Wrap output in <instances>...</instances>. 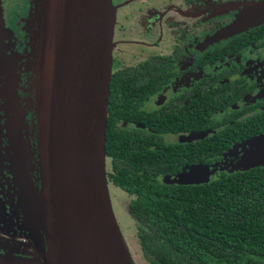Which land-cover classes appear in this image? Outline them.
<instances>
[{
    "label": "flooded vegetation",
    "instance_id": "flooded-vegetation-1",
    "mask_svg": "<svg viewBox=\"0 0 264 264\" xmlns=\"http://www.w3.org/2000/svg\"><path fill=\"white\" fill-rule=\"evenodd\" d=\"M24 1L22 15L4 17L14 32L6 50L16 79L10 84L0 76V256L40 264L39 243L25 226L17 172L19 160L24 180L39 186L32 41L24 32V18L36 7ZM250 1L262 0H112L108 186L114 173L110 151L121 160L130 157L135 173L164 185L197 186L264 172L234 170L241 159L236 149L264 134V23L215 39L236 20L239 4ZM65 14L66 0H50L57 36ZM196 167L205 170L189 175ZM187 175L185 181L194 184H172Z\"/></svg>",
    "mask_w": 264,
    "mask_h": 264
},
{
    "label": "water",
    "instance_id": "water-1",
    "mask_svg": "<svg viewBox=\"0 0 264 264\" xmlns=\"http://www.w3.org/2000/svg\"><path fill=\"white\" fill-rule=\"evenodd\" d=\"M31 69L35 75L39 186L17 161L25 226L39 243L41 264H135L115 221L106 177L105 133L112 76V0H73L69 52L59 69L60 35L51 40L50 0H32ZM236 20L216 40L264 23V0L239 4ZM0 0V73L16 79ZM39 39V41H38ZM7 97L12 99L7 84ZM241 150V151H240ZM234 170L264 167V134L241 144ZM205 169L196 167L189 175ZM172 184H194L188 176ZM199 184V183H195ZM0 264H28L0 256Z\"/></svg>",
    "mask_w": 264,
    "mask_h": 264
},
{
    "label": "trees",
    "instance_id": "trees-1",
    "mask_svg": "<svg viewBox=\"0 0 264 264\" xmlns=\"http://www.w3.org/2000/svg\"><path fill=\"white\" fill-rule=\"evenodd\" d=\"M105 139L108 153L107 124ZM109 155L113 185L132 198L128 214L146 264H264V172L164 185L135 173L130 157Z\"/></svg>",
    "mask_w": 264,
    "mask_h": 264
},
{
    "label": "rangeland",
    "instance_id": "rangeland-1",
    "mask_svg": "<svg viewBox=\"0 0 264 264\" xmlns=\"http://www.w3.org/2000/svg\"><path fill=\"white\" fill-rule=\"evenodd\" d=\"M24 3H27V2L26 1L23 2V0H7V4L4 6L1 2L4 26H5L6 30H8V36L5 40L6 45H9L8 43H10V41H12V38L14 37V32L12 29L7 27L4 17L6 15V13H12V11H14V12L18 11L22 15V10L25 11V9L22 7V6H24ZM14 4H16V6H15V8H12L11 6ZM24 23L26 24V25H24L25 26L24 32L29 37V35H31V34L29 32V18H28V16H27V18H24ZM50 31H51L52 42L54 40L56 42L55 29L52 32V28H51ZM31 37H32V35H31ZM38 41H39V39H38ZM0 76H3V73H0ZM34 80H35V75H34ZM34 86H35V82H34ZM35 103H36V92H35ZM35 113H36V111H35ZM36 116H37V113H36ZM37 140H38V131H37ZM243 156H244L243 153H241V158ZM108 190H109L110 202H111L112 212H113L115 221L118 225V228L121 232V235H122L128 249H129V252H130V255L133 259V262L135 264H146V262L143 259L142 254H141L139 245L136 241L135 223H134L133 219L130 217V215L128 214L127 206H128V202L130 200L129 196L123 190H121L119 187L114 186V185L108 186ZM38 250L40 252V247H38Z\"/></svg>",
    "mask_w": 264,
    "mask_h": 264
},
{
    "label": "bare ground",
    "instance_id": "bare-ground-1",
    "mask_svg": "<svg viewBox=\"0 0 264 264\" xmlns=\"http://www.w3.org/2000/svg\"><path fill=\"white\" fill-rule=\"evenodd\" d=\"M72 21H73V0H66V14H65V29L60 35V55H59V69L61 70L64 56L69 52L71 35H72Z\"/></svg>",
    "mask_w": 264,
    "mask_h": 264
}]
</instances>
